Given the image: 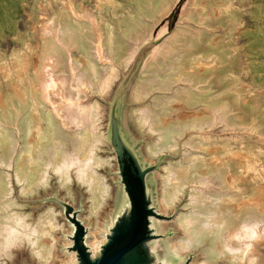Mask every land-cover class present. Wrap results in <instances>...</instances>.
Here are the masks:
<instances>
[{"label":"rangeland","instance_id":"1","mask_svg":"<svg viewBox=\"0 0 264 264\" xmlns=\"http://www.w3.org/2000/svg\"><path fill=\"white\" fill-rule=\"evenodd\" d=\"M96 1L100 0H89V2L85 0H64V2L63 0H39L38 2L37 0H0V80L5 87L7 83L5 74L8 71L12 74L16 73L15 55L26 52L23 54L29 56L32 63V75L42 91V95L40 91L39 96L51 107L65 129L61 130L66 143L62 147L67 151V157L70 159L73 157V160L78 159V153L75 152L78 136L74 137L73 134L85 132L91 125L90 131L94 137L95 149L100 148L101 155L110 161L100 167L99 171L108 175L113 184V208L120 211L122 205H125L121 212L123 218L131 211V205L118 157L116 159L112 157L116 152L112 146V121L114 117L116 118L123 140L136 155L142 170L146 171V197L148 207L153 214L149 216L150 238L145 242L143 250L138 251V254L143 256L149 252L150 245L158 239L157 244L161 245L160 249L166 248L163 242L172 236L171 229L180 208L185 202H189L187 195L183 197L181 205L174 212L166 216L157 214L160 212L158 210L160 198L158 174L169 160L182 158L183 154L193 147L195 139V135L192 134L195 131H188L174 137L173 146L168 153L164 156L160 155L151 162L146 146L150 143L162 142L163 138L160 132L153 129L155 115L159 113L164 117L170 116L172 120H177L175 107L172 108L175 105V99L181 100L188 106L194 102L191 98L194 91L206 92V85L201 78L196 79L194 75L188 74L181 79L180 83H175L168 77L169 70L174 63H179L182 57L193 53L192 38H202L206 34L222 32V29L226 28L229 36L219 40L217 51L211 62L216 69L218 60L231 64L233 81L230 89L241 92L246 100L252 101L256 106L264 105V0H193V2L192 0H138L139 3H136V0H123L125 5L131 8L135 17L118 24L110 21L107 11L100 10L95 5ZM65 2L68 4V13L72 18L83 21L82 33L75 30L71 20L67 22L69 31L63 30L61 7ZM210 2L215 5L220 4L217 11L221 17L217 21H214L213 12L209 8ZM36 3L40 4L41 8L43 4L42 11L37 9ZM81 3L84 9L80 13L78 4ZM187 9L189 10L184 12ZM119 12L122 10L120 9ZM98 14L106 16V22L116 27L118 40L126 42V50L121 51L117 62L108 55L105 47L99 50L96 36L101 35L102 41L104 40V24L98 18ZM226 18L229 20L222 23ZM232 27L234 28L231 33ZM18 33L21 37L19 41L15 38ZM44 38L50 40V48L43 50L35 60L31 53L35 47L34 44L40 45ZM82 45L89 49L90 56L95 62L97 82L92 80L89 72L82 69L81 63L76 59V56H82L78 52V48ZM160 75L168 77L169 81L163 84ZM6 93L18 114L21 112L27 114L30 111V103L23 108L21 100L14 102V95L9 89H6ZM188 108L179 110L182 114L183 109ZM195 108L192 111L194 115L198 113ZM94 113L96 114L95 122L92 121ZM205 114L202 119L206 122L202 125H199L201 122L198 121L197 116L192 118L189 116L182 125H173L170 122L167 126L177 130L198 126L202 130L211 132L210 137L203 138L206 143L209 140V144L231 143L230 150H236V148L244 150L245 160L250 166V175H253L255 184L264 190V184L262 185L264 183V129L254 118L259 115L255 113L248 119L249 121L238 122L233 119V112L228 101H224L219 106L206 108ZM103 134H106L108 142ZM56 138L59 139L58 134ZM20 141L19 151L23 143L22 137ZM246 143H248L247 146ZM48 151L52 157L53 148L50 144ZM43 171L45 173L46 170ZM7 172L12 184H15L14 193L17 196L19 211L25 214L31 212L36 219L52 205L63 210L65 218L58 216V220L66 224L68 230L70 228V233L65 230L61 231V235L73 242L72 246L66 247V251L76 255L78 263L75 264H83L76 249L75 237L80 232L83 233L81 243H85L86 230L84 227L83 230L79 227L82 225L79 219L86 210L85 190L74 178L72 188L76 195V205L72 206L64 197L65 192L59 190L57 179L53 176L51 186L46 189L40 188L38 192L25 197L20 193L21 188L16 181L14 168H8ZM189 172L199 176L194 168H190ZM207 179L219 181L216 184L218 188L211 189L210 193H224L223 181L219 175L211 173ZM235 187V191L226 193L232 195L243 193V184L238 183ZM152 216L161 223L159 225H165L168 228H162L160 231L158 226H151L150 217ZM116 226L117 223L112 228V232ZM259 233L263 237L262 227ZM195 255L189 256L190 264L193 261L199 264L200 260ZM7 262L36 264L28 250L23 247L18 248L14 263ZM149 264L156 263L151 261Z\"/></svg>","mask_w":264,"mask_h":264},{"label":"bare ground","instance_id":"2","mask_svg":"<svg viewBox=\"0 0 264 264\" xmlns=\"http://www.w3.org/2000/svg\"><path fill=\"white\" fill-rule=\"evenodd\" d=\"M85 1L89 2V0ZM135 2L139 3L138 0ZM95 3L100 10L107 11V17L111 22L118 24L135 17L123 0H100ZM36 5L37 9L42 11L43 4L42 8L40 4L36 3ZM219 5L209 3L214 21L221 17L217 11ZM61 9L63 30L69 31L67 22L71 20L75 30L82 33L83 21L72 18L68 13L67 2ZM78 9L80 13L83 11V3L78 4ZM120 9L122 12H119ZM98 15L104 24V40L102 41L101 35L96 36L99 50L105 47L108 55L117 62L121 51L126 50V42L118 40L116 27L106 22V16ZM225 20L229 19H224L222 23H225ZM233 28L230 29L231 33ZM19 33L15 36L18 41L21 38ZM224 36H229L226 28H223L222 32L206 34L202 38H192L193 53L182 57L181 61L174 63L169 70L168 77L175 83H180L188 74L194 75L196 79L201 78L206 85V92L194 91L191 97L194 102L188 106L181 100L175 99L172 108L175 107L177 120L159 113L155 115L153 129L160 132L163 138L162 142L158 141L146 146L151 162L160 155L164 156L168 153L173 146L174 137L195 131L192 132L195 139L193 147L188 149L182 158L169 160L158 174L160 178L158 215L166 216L174 212L181 205L183 197L187 195L189 202H185L180 208L171 229L172 236L163 242L166 248L160 249L161 245L157 244L159 239L152 243L144 264L146 262L149 264L151 261L156 264H190L188 258L191 254H196V258L200 260L199 264H264V234L262 237L261 232L259 233L261 227L264 229V190L255 184L253 175H250V166L245 160L244 150L238 148L230 150L231 143L209 144V139L206 143L205 137H210L211 132L202 130L198 126L181 130L167 126L170 122L173 125H182L189 116L191 118L197 116L198 121L201 122L199 125L205 124L206 120L202 119L206 115L205 109L228 101L233 119L247 122L257 113L259 116L254 118L264 129V105L256 106L252 101L246 100L241 92L230 89L233 81L231 64L218 60L216 69L211 62L217 51L218 42ZM34 46L31 53L36 60L43 50L50 48V40L44 38L40 45L34 44ZM78 52L82 56H76V59L81 63L82 69L87 70L92 80L97 82L95 62L90 56L89 49L82 45L78 48ZM23 53L26 52L15 55L16 73L12 74L11 71L3 73L7 78L5 87L0 80V264H9L7 261L14 263L16 252L22 247L28 250L36 264L78 263L76 255L66 251V247L72 246L73 242L61 235V231L65 230L70 233V228L68 230L66 224L58 220V216L64 217L62 209L59 210L54 205L49 206L36 219L31 212L25 214L19 211L17 196L14 193L15 184H12L7 172V169L12 167L21 188V195L27 197L38 192L40 188L46 189L52 185V178L55 176L59 190L65 192L64 197L72 206L76 205V195L72 188L75 178L87 194L84 197L85 214L79 219L87 233L84 244L90 253V258L96 260L100 258L103 247L108 244V236L113 234L112 228L116 223L119 227H128L131 216L127 215L121 219L125 205H122L120 211L113 208V184L108 175L99 171L108 160L101 155L100 148L95 149L94 137L90 131L91 125L85 132L73 134L74 137L78 136L76 151L73 150L78 153V159L67 157V151L63 150L66 143L61 132L64 129L62 123L51 107L39 96L41 89L32 75V63L29 56ZM168 77H160L163 84L169 81ZM6 89L14 95V102L21 100L23 108L31 104L27 114L17 113L7 97ZM185 107L189 108L183 109L181 114L179 109ZM194 107L198 112L196 115L192 113ZM187 111L189 112L186 113ZM92 115V121L95 122L96 114ZM57 134L59 139L56 138ZM21 137L23 143L19 151ZM104 137L108 142L106 134ZM49 144L53 148L52 157L48 151ZM112 157L117 158L116 152ZM190 168H194L199 176L190 174ZM211 173L221 177L224 193H210L211 189L218 188L216 184L219 182L207 179ZM238 183L243 184L242 194L226 193L235 191L234 187ZM150 223L151 226H158L160 231L162 228H168L159 225L161 223L153 216L150 217ZM177 232L182 234L178 235ZM132 261L129 256L127 263L130 264Z\"/></svg>","mask_w":264,"mask_h":264},{"label":"water","instance_id":"3","mask_svg":"<svg viewBox=\"0 0 264 264\" xmlns=\"http://www.w3.org/2000/svg\"><path fill=\"white\" fill-rule=\"evenodd\" d=\"M112 144L116 149L121 175L131 205V211L123 218L130 215V223L126 228L119 227L117 223L113 234L109 236L108 244L103 247L100 258L96 260L90 258V253L81 243L83 239L81 232L75 237L76 249L83 264H129L127 263L129 256L133 260L130 264H141L140 262L144 264L147 253L142 256L138 254V251L143 250L145 242L150 238L149 216L153 214L148 207L146 197V171L142 170L136 155L123 140L115 117L112 121ZM79 227L83 230L82 225Z\"/></svg>","mask_w":264,"mask_h":264},{"label":"clouds","instance_id":"4","mask_svg":"<svg viewBox=\"0 0 264 264\" xmlns=\"http://www.w3.org/2000/svg\"><path fill=\"white\" fill-rule=\"evenodd\" d=\"M187 250V249H186Z\"/></svg>","mask_w":264,"mask_h":264},{"label":"trees","instance_id":"5","mask_svg":"<svg viewBox=\"0 0 264 264\" xmlns=\"http://www.w3.org/2000/svg\"><path fill=\"white\" fill-rule=\"evenodd\" d=\"M132 150V149H131Z\"/></svg>","mask_w":264,"mask_h":264}]
</instances>
